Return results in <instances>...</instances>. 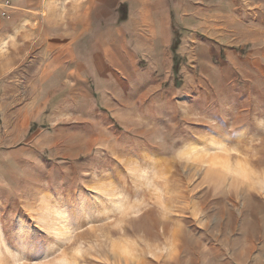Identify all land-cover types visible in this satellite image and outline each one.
Wrapping results in <instances>:
<instances>
[{"label": "rangeland", "instance_id": "rangeland-1", "mask_svg": "<svg viewBox=\"0 0 264 264\" xmlns=\"http://www.w3.org/2000/svg\"><path fill=\"white\" fill-rule=\"evenodd\" d=\"M254 1L260 27L250 0H196L191 25L181 0L177 74L142 59L40 103L14 66L54 33L44 0H0V264H264Z\"/></svg>", "mask_w": 264, "mask_h": 264}, {"label": "crops", "instance_id": "crops-1", "mask_svg": "<svg viewBox=\"0 0 264 264\" xmlns=\"http://www.w3.org/2000/svg\"><path fill=\"white\" fill-rule=\"evenodd\" d=\"M35 1L34 10L39 12L41 0ZM187 3L191 25L197 19V3ZM248 4L253 6L246 11L251 14L245 18L251 20L249 27H260V2ZM44 6L46 29L50 26L54 33H45L42 39L37 35L34 44L44 41L45 48L19 56L14 66L23 81L28 79L40 103L51 102L52 94L83 93L87 80L102 87L113 86L115 79L138 77L142 59L154 68L163 62L172 66L181 0H44ZM258 38L246 37L252 42Z\"/></svg>", "mask_w": 264, "mask_h": 264}, {"label": "trees", "instance_id": "trees-1", "mask_svg": "<svg viewBox=\"0 0 264 264\" xmlns=\"http://www.w3.org/2000/svg\"><path fill=\"white\" fill-rule=\"evenodd\" d=\"M126 15L125 13L122 15L121 19H125ZM178 44H179V39L176 38L174 40V42L172 43L171 45V49H172V52H173V70H174V73L177 74V71H178V64H177V56H178V53H177V48H178Z\"/></svg>", "mask_w": 264, "mask_h": 264}, {"label": "built area", "instance_id": "built-area-1", "mask_svg": "<svg viewBox=\"0 0 264 264\" xmlns=\"http://www.w3.org/2000/svg\"><path fill=\"white\" fill-rule=\"evenodd\" d=\"M2 5H3V4L0 2V9H1ZM4 13H5V12H4V11H2V14H4Z\"/></svg>", "mask_w": 264, "mask_h": 264}]
</instances>
